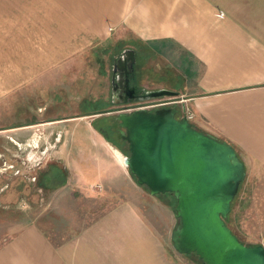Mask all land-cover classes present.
<instances>
[{"label": "crops", "instance_id": "obj_1", "mask_svg": "<svg viewBox=\"0 0 264 264\" xmlns=\"http://www.w3.org/2000/svg\"><path fill=\"white\" fill-rule=\"evenodd\" d=\"M127 47L131 81L156 55V83L183 99L176 106L192 113L191 125L229 143L245 170L264 166V0H0V198L11 197L4 189L15 177L40 195L69 185L118 192L126 148L110 99L92 84L80 91L83 78L78 92L54 84L86 59L113 61ZM84 100L101 106L82 109ZM52 166L65 172L53 188ZM8 225L0 264H183L129 198L56 244L37 217Z\"/></svg>", "mask_w": 264, "mask_h": 264}, {"label": "water", "instance_id": "obj_2", "mask_svg": "<svg viewBox=\"0 0 264 264\" xmlns=\"http://www.w3.org/2000/svg\"><path fill=\"white\" fill-rule=\"evenodd\" d=\"M134 59L130 47L116 56L118 83L129 95L124 102L178 96L165 88L137 89L127 75ZM113 119L126 148L122 165L135 183L175 198L179 225L169 235L175 252L194 253L204 264H264V246L241 243L223 222L245 175L229 143L195 129L176 105L119 111Z\"/></svg>", "mask_w": 264, "mask_h": 264}, {"label": "rangeland", "instance_id": "obj_3", "mask_svg": "<svg viewBox=\"0 0 264 264\" xmlns=\"http://www.w3.org/2000/svg\"><path fill=\"white\" fill-rule=\"evenodd\" d=\"M111 61L109 56L105 57L102 54L97 58L93 56L77 65L76 70L70 71V74L75 75L71 79L67 78L65 81V77H60L53 84L54 86H57L58 83L62 86L67 85L66 90L71 93L73 90L78 92V87L81 88L82 85H84V89L81 88L80 91L85 90L88 85L92 84L93 87L91 89L95 90V94L97 93L102 98L109 100L108 76ZM148 68L151 71H147ZM79 70H81L80 73ZM138 70V83L140 86H144L146 89L160 88L156 83L159 79L158 74L160 73L161 75V72H163V63L159 57L151 54L146 63L140 65ZM80 78H83V84L81 86L75 85L76 81H80ZM89 78H91L90 81ZM95 83L98 84L94 85ZM73 86H75L74 89ZM91 96V99H96L97 101L96 96ZM108 104L110 105L107 108H112L114 111L113 116H115L119 112L121 105ZM100 106L101 104L90 106L87 100L81 103V108L86 110ZM104 123H106L104 117L98 121L101 126H104ZM121 145L125 148V143L122 142ZM119 177L118 173V192L116 194L99 192V190L97 192H81L78 187L69 185L57 194L47 190L40 195L38 189L36 190L38 187L32 184L28 185L22 178L8 179V188L6 187L4 191L10 189L12 194H10L11 197L9 199L0 198V239L5 237L12 228L8 225L9 222L22 220L25 214H29L37 217L40 229L56 244L73 236L117 201L129 198L137 204L140 211L154 224L165 243L171 246L169 240L170 232L179 225L178 219L174 216L173 207L175 200L173 195L171 193L149 194L145 186L135 183L134 178L129 174L125 166H123L121 180ZM2 182H5V179H0V185H2ZM19 202L22 203L23 207H19ZM61 203L64 206L62 208H60ZM25 206H28V208H24ZM225 224L241 243L264 246L263 165L258 163L247 165L244 179L239 183L237 192L231 200ZM179 255L183 264H204L194 253Z\"/></svg>", "mask_w": 264, "mask_h": 264}, {"label": "flooded vegetation", "instance_id": "obj_4", "mask_svg": "<svg viewBox=\"0 0 264 264\" xmlns=\"http://www.w3.org/2000/svg\"><path fill=\"white\" fill-rule=\"evenodd\" d=\"M116 63V58L111 62V67H110V73H109V90H110V101L112 102V100H114L116 102V104H120V110H122L121 108H126L129 104L136 102H124L126 99L129 98V95L124 93L123 91V81H121L120 83H118V66L115 64ZM114 69V70H113ZM129 76V82L133 83L136 88H142L140 86L139 83L133 81H131V77H132V72L127 74ZM121 112V111H120Z\"/></svg>", "mask_w": 264, "mask_h": 264}, {"label": "built area", "instance_id": "obj_5", "mask_svg": "<svg viewBox=\"0 0 264 264\" xmlns=\"http://www.w3.org/2000/svg\"><path fill=\"white\" fill-rule=\"evenodd\" d=\"M183 99L177 97H168V96H161L153 99H148V100H141V101H136L131 104H129L126 108H121L122 110H119L121 112L128 113L133 109L137 108H143L146 110H153L155 108L159 107H167V106H172V105H178ZM181 115H184L186 119H190L192 117V113L189 112L186 108L181 109Z\"/></svg>", "mask_w": 264, "mask_h": 264}, {"label": "trees", "instance_id": "obj_6", "mask_svg": "<svg viewBox=\"0 0 264 264\" xmlns=\"http://www.w3.org/2000/svg\"><path fill=\"white\" fill-rule=\"evenodd\" d=\"M116 137L119 139V136H118V133H116ZM123 152H124V154H126V149H123L122 150ZM49 175H50V177L48 178L49 180V185H48V187H51V188H53V187H55V186H57L59 183H61L62 182V180H63V178H64V176H65V172L62 170V169H60V168H57L56 166H52L51 168H50V172H49ZM51 180V181H50ZM45 187V186H44ZM163 194H167V193H163ZM174 198V197H173ZM174 200H175V198H174ZM227 217V216H226ZM226 217L225 218H223V222H224V224H225V222H226ZM226 225V224H225Z\"/></svg>", "mask_w": 264, "mask_h": 264}]
</instances>
